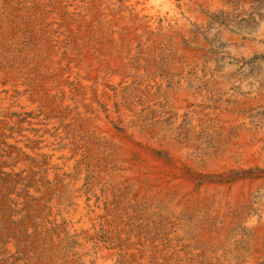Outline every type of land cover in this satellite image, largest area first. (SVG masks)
Segmentation results:
<instances>
[{
  "label": "rangeland",
  "instance_id": "374dc122",
  "mask_svg": "<svg viewBox=\"0 0 264 264\" xmlns=\"http://www.w3.org/2000/svg\"><path fill=\"white\" fill-rule=\"evenodd\" d=\"M203 1L0 0V264L253 254V232H224L197 195L264 174L203 158L235 134L209 115L228 95L264 93V0H220L207 20L193 11ZM176 139L198 161L177 155ZM81 198L87 223L74 225ZM179 198L197 203L175 214ZM223 237L229 251L215 249ZM251 258L264 264V247Z\"/></svg>",
  "mask_w": 264,
  "mask_h": 264
},
{
  "label": "bare ground",
  "instance_id": "6f19581e",
  "mask_svg": "<svg viewBox=\"0 0 264 264\" xmlns=\"http://www.w3.org/2000/svg\"><path fill=\"white\" fill-rule=\"evenodd\" d=\"M218 5H222L220 0H204L203 4H202L203 12H200V10L195 8V7H193V11H195L194 13H196V16L199 17L200 19L207 20L209 17L207 15L209 13L207 11V9L210 10L213 8L212 6H218ZM178 29H180V28H178ZM263 33H264V30H263ZM248 45H250V44H248ZM192 51H194V50H192ZM240 53L242 54V51ZM228 97L234 98L235 102L233 104H231L228 108H226L224 105H222L218 110H216V108H217L216 107L215 108L216 111L214 113L210 112L211 114L209 115L208 119H212V118L216 117L217 120L219 121V123L224 126L226 131L228 128L229 129L235 128L234 138H232L231 141L227 144L223 153L214 154L213 151H211L207 155L203 156V158L206 160L208 165H211V167L214 168V170L220 169L224 165L225 166L226 165L231 166L234 163V160L230 158L231 156H234L237 158V162H238L237 166H239V167H247L249 165H257L262 170H264V114L260 113V111L264 112V93L255 92V93L245 94V95H228ZM200 116H201V114H200ZM206 136H207V134H206ZM177 141L178 140L176 139V140H173L171 143V147L174 149V151L177 153V155L181 156L184 159H188L190 162L198 161L195 159L193 154L191 152H189V147L179 145V143ZM220 146H221V144H220ZM256 194H258L259 198H261L260 204L254 203V197ZM70 197H71V195H70ZM73 197H75V196H73ZM197 198L199 201L205 199V201H206L205 203H207V206L211 210V212L215 216L223 218V226H225L224 232H226L228 230V228L231 227V224H236L239 227H244L245 229L253 232L254 240L259 241L260 243L254 245L252 255H257L259 251L261 253V249L264 247V174H262L260 176L258 175V177H255V176L253 178L250 177V179H246L245 181H239V182L233 183L231 185H230V183H229V185H225V184H223V185L222 184L221 185H219V184L205 185L201 189L199 194L197 195ZM76 201H77V205L74 207L76 210V214L73 217V221H72L74 225L79 224L80 221H78V219H79L80 215L85 213L84 209H83V205H84L83 199L82 198L77 199ZM192 203H197V202L196 201L187 202L186 198L185 199L183 198V200H181L180 198L174 199L171 202L170 208H171V211L173 213L177 214V213L181 212L184 207L189 206ZM243 208H244V211L241 212L240 210H242ZM255 208L259 209L257 214L253 213V210ZM70 213H72V211H70ZM233 215H234V218H232ZM80 223L81 224L87 223V220L83 219V220H81ZM170 227H172V226H170ZM213 227H215V226H213ZM232 229H234V228H232ZM224 239L225 238L223 237L216 244L215 249H218L220 246H226L227 251H229V248H228L226 242L224 241ZM217 240H219V239H216L215 241H217ZM83 251H86V250H83ZM228 255L226 256L223 253V251H221V252L218 251L217 252L218 262L214 263V264H233L232 262H234L233 261L234 255L231 254L230 252H228ZM251 256L247 258L249 260L245 259L244 262H242L240 264H250L252 259L254 258V257L251 258ZM98 259L101 260L102 258L99 257ZM208 259H210V258H208ZM227 259H228V261H227ZM107 262L109 264H111V262L109 260H107Z\"/></svg>",
  "mask_w": 264,
  "mask_h": 264
}]
</instances>
